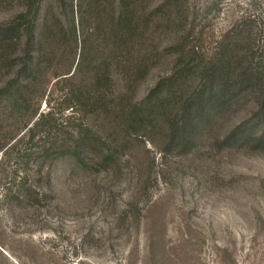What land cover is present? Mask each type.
Masks as SVG:
<instances>
[{
	"label": "rangeland",
	"instance_id": "1",
	"mask_svg": "<svg viewBox=\"0 0 264 264\" xmlns=\"http://www.w3.org/2000/svg\"><path fill=\"white\" fill-rule=\"evenodd\" d=\"M182 5L181 20L167 18L161 29L162 57L135 89L134 102L186 65L193 69L171 92L180 90L175 103L193 95L194 46L210 53L242 17L263 37L264 0ZM9 12L0 8V19ZM125 90L118 82L117 91ZM257 100L256 91L241 93L185 146L181 138L169 141L171 122L182 124L179 107L168 120L157 114L150 128L134 126L136 138L120 146L111 142L119 137L108 132V120L96 118L103 148L112 149L115 160L92 173H72L60 163L51 183L48 168L38 177L36 164L7 155L0 166V264H264V147L241 137L224 140L231 131L260 130L264 111ZM27 170L40 198H4L2 189H15Z\"/></svg>",
	"mask_w": 264,
	"mask_h": 264
},
{
	"label": "trees",
	"instance_id": "2",
	"mask_svg": "<svg viewBox=\"0 0 264 264\" xmlns=\"http://www.w3.org/2000/svg\"><path fill=\"white\" fill-rule=\"evenodd\" d=\"M182 6V0H0V8L10 11L0 19V166L16 153L36 164L38 177L48 168L50 183L60 163L72 173L97 172L116 156L103 148L94 126L102 116L108 132L118 134L111 142L120 146L136 138L134 126L150 128L157 114L166 120L179 107L182 124L171 122L169 141L181 138L185 146L241 93L256 91L264 111V32L260 37L248 17L217 37L210 53L194 46L193 95L175 103L180 90L171 92L193 69L186 65L134 102L135 89L162 57L161 29L167 18L181 20ZM121 98L126 102L116 103ZM258 128L245 135L231 131L224 140L241 137L264 147V120ZM27 173L15 189H2L4 198H40Z\"/></svg>",
	"mask_w": 264,
	"mask_h": 264
}]
</instances>
